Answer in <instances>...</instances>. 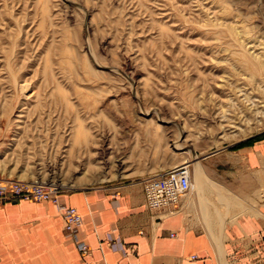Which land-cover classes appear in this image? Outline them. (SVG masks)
Instances as JSON below:
<instances>
[{
  "label": "rangeland",
  "instance_id": "obj_1",
  "mask_svg": "<svg viewBox=\"0 0 264 264\" xmlns=\"http://www.w3.org/2000/svg\"><path fill=\"white\" fill-rule=\"evenodd\" d=\"M261 137L264 0H0V180L116 195L189 163L221 194L213 158Z\"/></svg>",
  "mask_w": 264,
  "mask_h": 264
},
{
  "label": "crops",
  "instance_id": "obj_2",
  "mask_svg": "<svg viewBox=\"0 0 264 264\" xmlns=\"http://www.w3.org/2000/svg\"><path fill=\"white\" fill-rule=\"evenodd\" d=\"M227 156L231 164L215 156L210 166L221 194L210 182L192 186L181 208L163 217L145 206L139 183L116 195L105 187L61 193L63 204L82 213L78 235L90 246L87 256L65 235L52 200H7L0 205V264H264V137ZM231 173L232 181L225 178ZM110 233L123 239L125 254L105 244Z\"/></svg>",
  "mask_w": 264,
  "mask_h": 264
},
{
  "label": "built area",
  "instance_id": "obj_3",
  "mask_svg": "<svg viewBox=\"0 0 264 264\" xmlns=\"http://www.w3.org/2000/svg\"><path fill=\"white\" fill-rule=\"evenodd\" d=\"M192 180L191 165L186 163L175 164L165 170L145 176L141 180L145 206L149 210L157 212L159 217L173 212L175 208L177 209L181 198L191 190ZM58 193L59 186L51 182L28 181L17 178L0 180V205L6 203L7 200L22 198L52 200L62 209L66 236L74 242L80 254L83 256L90 255L91 251L88 242L78 235L82 213L73 205L62 204ZM103 241L109 248L111 247L125 254L124 242L120 236H113L110 233L106 235ZM98 264L107 263L100 262Z\"/></svg>",
  "mask_w": 264,
  "mask_h": 264
},
{
  "label": "bare ground",
  "instance_id": "obj_4",
  "mask_svg": "<svg viewBox=\"0 0 264 264\" xmlns=\"http://www.w3.org/2000/svg\"><path fill=\"white\" fill-rule=\"evenodd\" d=\"M175 148H177V149H180L181 148V145H180V143H177L176 145H175ZM187 164H189V163H187ZM192 176H193V171H192ZM194 177V176H193ZM38 181V180H37ZM193 181V180H192ZM193 185V184H192ZM191 189H192V187H191ZM191 191V190H190Z\"/></svg>",
  "mask_w": 264,
  "mask_h": 264
},
{
  "label": "trees",
  "instance_id": "obj_5",
  "mask_svg": "<svg viewBox=\"0 0 264 264\" xmlns=\"http://www.w3.org/2000/svg\"><path fill=\"white\" fill-rule=\"evenodd\" d=\"M243 145V144H242ZM241 145H239V147H240ZM235 149V148H234Z\"/></svg>",
  "mask_w": 264,
  "mask_h": 264
}]
</instances>
